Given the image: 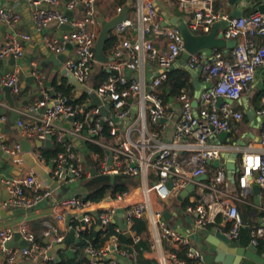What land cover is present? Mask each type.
<instances>
[{"label": "built area", "instance_id": "1", "mask_svg": "<svg viewBox=\"0 0 264 264\" xmlns=\"http://www.w3.org/2000/svg\"><path fill=\"white\" fill-rule=\"evenodd\" d=\"M24 1L32 9L33 24L38 31L47 30L54 24L71 27L60 38L48 37L47 41L56 54H62L69 48L62 62L63 68L82 85L77 86L70 81L74 87L73 96L82 98L86 95V98L72 104L69 95L62 90L52 94L44 84V75L36 70L37 64L32 63L31 71L41 84L42 97L21 111L22 115L17 119L31 149L25 150L21 142L3 144L2 148L16 165L25 164V156L29 155L51 180L59 181V185L53 188L33 166L27 168L23 177L2 175L0 191L7 190L8 197L0 199V208H32L50 200L62 210L57 215L59 220L69 215L70 227L62 230L53 222L46 221L43 233L46 244L36 239L26 223L0 229L2 257L9 263L24 259L30 264H51L58 255L57 251L49 253L57 244L63 243L67 230L76 221L77 231L95 224L106 230L111 223H116L115 233L129 231L134 242L141 239L131 227L135 218L146 215L149 206L146 200L129 202L131 191H126L114 199H107L109 205L99 207V203L71 192L85 177L93 174L92 167L97 168L96 160H99L97 170L112 178L118 175L144 178L150 184L146 189L155 194L162 207L173 206L181 192L193 183L203 194L186 208L195 214L196 227L212 226L214 231L230 240H238L245 222L237 204L253 194L250 189L253 183L260 187L259 209L264 213V97L255 108L252 105L253 94L250 95L264 88L258 87L264 73V12L255 9L234 16L216 8V0H177L180 8L191 14L186 21L194 33L207 34L214 23L227 21L222 29L223 37L236 42L230 52L215 48L211 54L199 50L190 55L189 67L197 73L196 77L200 75L204 79L196 114L194 97L187 88L169 100L163 96L168 72L186 49L181 30L176 25L164 24V15L154 0H139L133 14L113 30L117 40L112 48V60L102 63L111 74L99 85L93 83L98 63L95 45L101 28L96 11L99 0H67L64 8L60 7V0ZM260 3L264 0L257 2ZM77 7L85 10L84 16L76 18L70 15ZM121 9L118 7L117 11ZM20 17L16 9L9 6L0 8V20L10 27H14ZM29 37L26 33H10L0 42V58L7 59L11 55L23 57L22 41ZM152 37L163 38L165 43L157 47ZM149 66L152 68L149 75L153 74L151 79L146 78ZM4 84L11 87L12 93L20 91L19 68L7 73ZM92 94L99 98L100 105L92 104ZM245 97L251 99L248 105L254 106L255 116L259 119L257 129L261 132L254 140L255 146L251 142L246 149L238 151L235 182L240 192L237 194L231 191V183L220 161L223 153L240 147L239 139L229 135L247 114V107L243 104ZM106 104L110 105L108 116L102 113ZM7 119L6 115L0 114V129ZM171 119H174L172 139L163 142L160 138L165 135L167 122ZM104 123L111 127L112 139L109 142L96 138ZM222 132L228 133L227 141L221 140L219 135ZM49 137L52 144L54 140H68L67 152L59 153L50 161L35 144L37 140L44 143ZM89 142L100 144L106 153L92 154L86 147ZM85 149L90 152L94 164L85 165ZM214 160H219V165L211 174L210 164ZM205 174L206 179L198 180ZM64 186L69 187L70 193L59 195L57 189L63 191ZM120 212L128 229L118 222ZM153 218L154 225L160 228L161 237L187 246L186 257L194 260L191 263L169 250L160 260L161 264H221L206 263L203 253L190 245L187 237L167 225L163 210H156ZM261 219L251 227L250 242L255 246L264 239V215ZM17 233L26 245H10ZM118 245L116 234L102 246L87 245L84 255L88 260L82 264H121L122 259L131 264L137 262V252L120 250ZM113 252L115 256H112Z\"/></svg>", "mask_w": 264, "mask_h": 264}, {"label": "crops", "instance_id": "2", "mask_svg": "<svg viewBox=\"0 0 264 264\" xmlns=\"http://www.w3.org/2000/svg\"><path fill=\"white\" fill-rule=\"evenodd\" d=\"M67 0H60V7L64 8V5ZM139 0H99L96 4V11L97 15L99 17L104 16L105 18L109 19L119 13L117 11L118 7H124L125 5H129V15H132L135 11L137 4ZM155 4L158 8V10L164 15V13H168L171 17L178 16L181 19H184L185 21L189 19V15H191L189 12L183 11L177 0H154ZM224 1V3L221 2L220 6H216V8H219L222 11L229 12L230 14H233L238 9L242 13L249 12L250 9L254 10L255 5L257 2H253L252 0H235L234 2H231L230 0H221ZM11 7V9H16L20 12V19L16 23L14 27H10L9 25L5 24L0 20V42L6 38L10 33L14 32H20V33H26L30 37L22 41V44L24 46L25 54L23 57L16 58L15 63L10 65L9 59H5L4 63L0 65V72H2V81L4 83L5 78L7 77V74H5V70L9 67L12 69L11 72L19 68V84H20V91L18 93H13V99H14V106H11L9 102L5 98V92L0 87V114L6 115L8 119L5 121L3 126L0 129V142L1 144L6 145H12L17 142H22L24 139V136L22 135L21 129L17 123V119L20 118L21 111L27 110L28 107L31 104H34V102L37 101L39 98L40 90H41V84L39 81L35 80L34 82L29 81L30 71L28 72L26 69L28 67L32 68V63L37 64L36 70L38 73H40L42 76L44 75V84L47 85V87L51 90V93L54 94L55 89L51 87V81L52 79L56 78L61 83L62 80L67 79V81L70 84V81L63 73L62 70L63 65H57L55 63L56 58L58 56L65 55V58L68 55L69 48L67 51H65L62 54H56L51 47L49 46V43L47 41V38L50 37L52 39L60 38L61 35L66 33L69 29L66 27H62L59 24H54L50 26L47 30L44 31H38L33 24V13L30 5L24 1V0H0V8L1 7ZM85 10L82 7H77L75 11L72 13L73 17L80 18L84 16ZM165 20L166 17L164 15ZM167 25H173L170 23H167ZM131 34H133L131 32ZM157 47H162V44L165 43L163 41V38H155L152 37ZM231 49H228V52H230ZM63 62V61H62ZM184 68V63L182 62V58H180L177 62L174 63V66L172 69H181ZM99 69V68H98ZM150 69H152L150 66L147 68L146 71V78L151 79L152 75L150 76ZM185 69V68H184ZM98 72V71H97ZM96 73V70H95ZM140 74V72H139ZM194 78V76H192ZM196 79L201 82V86L203 88L202 83L203 78L200 75L195 76ZM263 81H264V73L261 76V82L259 84V87H263ZM94 83V82H93ZM37 84V86H35ZM201 88V89H202ZM259 91V90H257ZM255 91V92H257ZM254 94V91L250 94ZM251 99L249 97H245L243 100V104L245 107H247L248 104H250ZM247 104V105H246ZM243 106V105H242ZM243 106V108H244ZM249 106V105H248ZM13 112L17 113V118L15 121L11 120V114ZM25 118V116L23 117ZM175 119V118H174ZM174 119H171L167 122V130L165 132V135L160 138L163 142H168L172 139L173 131H174ZM258 121L259 119L255 116L253 122L249 120V124L246 125L245 129H240L243 132H245L246 135H250L251 133L255 134L256 137H258ZM237 126H235L236 128ZM234 128V129H235ZM237 132L234 131L233 135H236ZM220 136V135H219ZM248 141L247 145L240 147H237L235 150H231V152L223 153L221 157V165L225 167L226 170V177L231 183V191L234 192V187L236 186L230 179L227 171V163L232 159L231 156L233 152L236 151H243L241 149H246L249 145L255 146L256 143L254 140L256 138H253L251 136H247ZM35 140V139H34ZM221 140L227 141L228 136L225 138L221 137ZM36 144V142H35ZM81 144H78V146ZM45 146V145H44ZM86 155H89L90 159L92 160V156L89 151ZM85 155V157H86ZM90 159L86 158L85 165H90ZM31 160H26L25 164H19L16 165L11 160V157H4V155L0 154V176L6 175L8 177H23L24 172L27 170V168L32 167L30 165ZM216 167L218 165H215L213 162L211 163ZM210 164V165H211ZM92 165V164H91ZM214 168V169H215ZM214 169H209L211 174L213 173ZM140 185L134 190V192H130V196L128 197L127 201L129 202H135L140 199H144L149 204L147 213L143 217L147 221L148 225V238L151 242V248L150 250H146L144 252L145 257L156 259L161 264V259L166 255V253L169 250H175L177 248H180V244L178 241L163 239L161 237L160 228L157 225H154V218L153 214L156 210L161 209L163 210V217L169 227H172L176 229L181 235L184 237H187L189 240L190 245L194 246L195 248L199 249L204 256V260L206 263L210 262H218L216 259L212 258L211 260H208V257H213V255H216L217 250V244L220 242L219 234L217 231H214L212 226H208L206 228H197L195 225V214L186 211V209L181 207L180 200H177V202L170 207H162L160 203L157 200V197L154 193L148 191L146 189L147 185H150L146 183L145 179L140 177L139 178ZM78 187V186H77ZM63 191L60 189H57V193L59 195L62 194H68L62 193ZM73 192L77 194V190L73 189ZM235 193V192H234ZM190 197V201L197 200L203 196L201 192H199L197 187H194L193 191L189 193L188 195ZM187 196V197H188ZM259 195L256 194H250L247 196L246 201H239L238 208L241 212V215L243 217V220L245 222V226L243 228L248 227V224L255 225L257 223L261 222V215H264V213L259 209V203H257L256 198ZM8 192L7 190L0 191V199L7 198ZM185 199V198H184ZM110 201H105L99 203V207H105L109 205ZM247 205H250L252 208H248ZM22 209L19 211V209ZM8 212H6L5 216L0 217V229L8 228V227H18L21 223H26L28 227L34 232L36 235V239L42 241V244H46L47 239L44 237V223L46 221L53 222L56 224L59 229H67L70 227V217L67 215V217L63 220H59L57 218V215L62 212L61 208L58 205H54L50 200L41 202L38 206L32 207V208H23V207H9L6 208ZM17 210V211H15ZM122 211V210H121ZM167 213V214H166ZM120 219L119 224L124 229H128L126 226V222L124 221V216H122V212H120ZM132 230V229H131ZM69 230H67L68 232ZM66 232V234H67ZM126 233H129L131 236L132 233L129 231H124ZM122 232V233H124ZM134 232V231H133ZM245 237L243 234L239 237L237 241H239L240 246L246 248V256L254 259L258 264H264V250H260L258 248L259 245H256L254 248H250L252 246L249 238V234H247V242L245 243L241 238ZM245 239V238H244ZM264 240V239H263ZM39 241V242H40ZM108 242V241H107ZM41 243V242H40ZM261 243V241H260ZM22 244V239H18L16 236L15 238L10 242V245H19ZM264 247V242H263ZM230 248V246H229ZM136 252V251H135ZM112 256H115V252L112 253ZM213 260V261H212ZM129 262V261H128ZM221 263V262H219ZM0 264H30L24 259H18L15 262L9 263L6 259H2L0 257ZM222 264V263H221ZM243 264V263H241Z\"/></svg>", "mask_w": 264, "mask_h": 264}, {"label": "trees", "instance_id": "3", "mask_svg": "<svg viewBox=\"0 0 264 264\" xmlns=\"http://www.w3.org/2000/svg\"><path fill=\"white\" fill-rule=\"evenodd\" d=\"M254 3L261 0H252ZM224 3V1L216 0V6H220V4ZM255 10V8H254ZM253 11L250 9L249 12ZM117 40V37L112 33L109 37V40L106 43L105 54L107 56H111L112 48ZM111 74V71L108 70L103 64L100 65L98 72L94 78V84L99 85L103 80L108 78ZM51 87L57 90H62L70 97V103L75 104L78 102H82L86 95L82 98H76L73 96L74 87L72 84H69L67 79L62 80L60 83L56 78L52 79ZM264 87V85H263ZM163 96L168 100L170 97L178 95L183 88H187L190 90V94L194 97L195 93V85L193 83L192 74L184 68L181 69H171L168 72V79L163 84ZM264 97V88L255 92L252 96V105L257 108L260 104V101ZM249 124L248 115L245 114L243 120L240 123H237V127L233 130L238 131L239 129H245L246 125ZM233 132L229 135L232 136ZM237 134L236 137H238ZM97 139H101L103 142H109L112 139L111 135V127L108 123H104L102 125V129L100 134L96 136ZM234 138V139H235ZM68 140L56 141L54 140L52 146H42L40 150L43 155L50 161L52 158L57 157L59 153L67 152L66 143ZM87 149L92 154H101L104 155L106 150L98 143L89 142L86 145ZM97 168L99 169V160L95 161ZM211 169H214L215 166L213 164L210 165ZM140 185L139 178H135L133 176H124L118 175L115 177H111L106 175L100 171L95 174H92L88 178H84L81 184L76 187L77 194L84 196L87 200L95 203H101L107 199H114L119 194H122L126 191H133L135 188H138ZM234 192L239 194L240 188L238 184H234ZM69 190L68 186L63 187V192L67 193ZM71 192L73 190L71 189ZM191 203L190 197H186L181 202V207L186 209L187 205ZM239 203V201H238ZM248 208H252L250 205H247ZM72 228L67 232L63 243L65 244V249H59L57 251V255L59 259H56L51 264H82L84 261H87V257L84 255V248L87 245L93 244L94 246H102L106 241L110 239L113 234L118 236V249L124 250L127 252H137V262L134 264H160L156 259L147 258L144 255L146 250H150L151 242L148 238V225L147 221L144 218H135L134 224L131 229L136 233V235L140 236V240L134 242V237L129 233H115L116 223H111L106 230L100 229L98 225H94L89 228L79 229L77 231L76 226H78V222H72ZM252 224H248V227L241 229V234L245 237L241 239L246 243L247 242V234H251ZM245 238V239H244ZM79 240V241H78ZM40 241V240H38ZM43 243L42 241H40ZM264 240L261 239V243H259L258 248L260 250H264L263 247ZM73 249V255L67 253V249ZM180 258H187L188 260L194 261L188 257H186L187 246L181 245L180 248L174 250Z\"/></svg>", "mask_w": 264, "mask_h": 264}, {"label": "water", "instance_id": "4", "mask_svg": "<svg viewBox=\"0 0 264 264\" xmlns=\"http://www.w3.org/2000/svg\"><path fill=\"white\" fill-rule=\"evenodd\" d=\"M231 2H234L235 0H230ZM240 1V0H237ZM256 10H260L262 12H264V3H260L257 4L254 7ZM129 10L130 7L129 5H125L121 11H119V13H117L116 15H114L113 17L107 19L104 16L99 17L101 20V28L99 31V35L96 41V45H95V57L98 63L102 64L105 63L109 60H112V57L107 56L105 54V47H106V43L109 40V37L111 36L113 30L115 29V27L117 26V24L125 21L128 17H129ZM70 15H72V13H70ZM165 17H166V21L164 22V24L166 25L167 23L173 24L178 26V28L181 30L184 42H185V53L182 56V62L184 63V68L189 71L192 76H194L193 78V83L195 85V93H194V99H193V107H195V113L197 114V106H198V97L201 93V84L199 83V81L195 78L196 76V72L189 67L188 65V59L190 57V55L192 53H195L199 50H206V52L208 54H211L212 50L215 48H220V49H232L234 48V46L236 45V42L234 40H227L223 37L222 34V29H224L226 27L227 21H222V22H216L214 23L211 31L207 34H196L194 33L190 28L189 25L187 23V21H185L184 19L179 18L178 16H174L171 17L167 12L164 13ZM234 16H240L241 15V11L238 9L236 12L233 13ZM66 27L69 29H71V27L69 25H62V27ZM68 29V30H69ZM55 63L57 65H61L62 61H64L65 59V55L62 56H58L55 57ZM9 63L10 65L14 64L16 61V58L14 55H11L9 58ZM3 58H0V65H2L4 63ZM28 72L30 71V75L29 76V81L34 82L36 80L35 75L32 74L31 71V67H28V69H26ZM10 71H12V69L9 67L8 69L5 70V74L9 73ZM98 71V68H96V73ZM62 73L69 79L71 80L75 85L77 86H82L81 83L75 79L71 74L67 73L66 69L62 70ZM95 73V75H96ZM2 72H0V87L2 88V90L5 92V98L6 100L9 102V104L11 106H14V99H13V93L11 91V87L4 84L2 81ZM207 86L210 85V83H206ZM35 86H37V84H35ZM53 93V91H52ZM42 96L39 95V98H41ZM92 104L93 105H100L101 101L99 100V98L95 95L92 94ZM222 100H220L221 103ZM110 105L106 104L105 106L102 107V113L104 115H110ZM247 115H248V119L251 121V123L253 122L254 118H255V110H254V106L249 105L247 106ZM17 118V113L13 112L11 114V120L15 121V119ZM114 119H116L114 117ZM117 120V119H116ZM228 133L227 132H222L220 134V137L225 138L227 137ZM247 136H251L253 138H256V140L258 139V137H256L255 134L251 133L250 135H246L244 134L242 136V138L239 139L238 144L245 146L247 144V142L244 140V137ZM22 146L25 150H30L31 149V144L28 140L23 139L22 140ZM43 145L45 146H52V139L51 137H49L48 139H46L44 141V143L40 140L36 141V146L37 147H42ZM110 153V151H109ZM0 154L4 155V157H9V155L7 153H5V151L2 148V144L0 142ZM239 156V152H233L231 156L232 159H230V161L227 163V171H228V175L230 177V179L232 180L233 183H235L236 181V175L235 173L238 170L237 167V159ZM29 155L25 156L26 160H29ZM30 165L33 166L39 173H41V175L43 177L46 178L47 182L53 187L56 188L59 185V181H53L51 180V178L49 177V175L44 172V170L40 167V165L38 163H36L33 159H31ZM213 163L215 165H219V160H214ZM92 171L93 174L97 173L98 170L96 167H92ZM65 174H62V177H64ZM207 178V175H202L198 178V180H204ZM194 189V184L191 183L190 185L187 186V188L181 192V194L177 197L178 200L182 201L184 198H186L189 193H191ZM250 189L253 191L254 194L259 195L260 194V187L257 183H253L252 186L250 187ZM257 203H259V196L256 198ZM22 209L20 208L19 211H21ZM17 211V210H15ZM7 209L6 208H0V217L1 216H5L6 215ZM167 214V213H166ZM219 238L221 239L220 242L217 244V250H216V255H213V257H208V260H211L212 258L216 259L218 262H221L222 264H258L254 259L246 256L245 252H246V248L240 246L239 241L237 240H230L229 238H227L225 235L223 234H219L218 235ZM16 237L19 239L20 235L17 233ZM79 241V240H78ZM22 244L26 245V242L22 239ZM230 246V248H229ZM255 245L250 246V248H254ZM59 249H65V244L64 243H60L57 244L55 246L54 251H51L49 254H52L55 251H58ZM67 253L70 255H73V251L72 249H67ZM57 259H59L57 257ZM213 261V260H212ZM121 264H131L128 261L125 260H121Z\"/></svg>", "mask_w": 264, "mask_h": 264}, {"label": "rangeland", "instance_id": "5", "mask_svg": "<svg viewBox=\"0 0 264 264\" xmlns=\"http://www.w3.org/2000/svg\"><path fill=\"white\" fill-rule=\"evenodd\" d=\"M100 65H101L100 63H96L95 67H96V68H99ZM258 87H259V85H258ZM254 93H255V92H254ZM242 130H243V129H242ZM242 130L239 129V130L237 131V134H239V136L236 137L237 140L240 139V138L245 134V132H243ZM257 132H258V134H260L261 129H257ZM237 134H236L235 136H237ZM244 140L247 142L249 139H248V137L245 136V137H244ZM232 141H234V140H232ZM84 153H85V155L88 153L86 149L84 150ZM86 158H87V159H90L89 155H86ZM90 162H91L90 164H94V160H93V159H92V160L90 159ZM136 190H138V188H137ZM136 190H134V192H135ZM0 257H1L2 259H4V258L2 257L1 254H0Z\"/></svg>", "mask_w": 264, "mask_h": 264}]
</instances>
